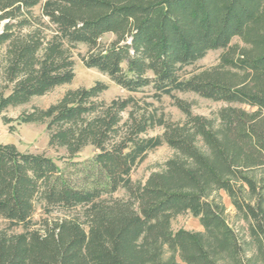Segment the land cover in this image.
<instances>
[{
  "label": "trees",
  "instance_id": "trees-1",
  "mask_svg": "<svg viewBox=\"0 0 264 264\" xmlns=\"http://www.w3.org/2000/svg\"><path fill=\"white\" fill-rule=\"evenodd\" d=\"M78 44L86 67L126 91L151 87L156 98H174L185 120L139 115L131 96L98 100L107 88L100 81L19 115L45 124L48 146L63 148L67 164L0 143V218L23 229L0 230V264H178L163 257L164 245L186 264H245L220 190L247 221L264 264V0H0L1 73L10 84L0 115L70 82ZM215 49L224 51L216 67L181 76ZM173 91L227 105L211 120ZM154 124L162 134L142 137ZM162 143L173 156L144 183L133 181L131 170ZM86 146L93 154L74 161ZM120 189L126 197H113ZM37 208L45 216L34 221ZM183 213L203 230L173 232L171 220Z\"/></svg>",
  "mask_w": 264,
  "mask_h": 264
},
{
  "label": "rangeland",
  "instance_id": "rangeland-1",
  "mask_svg": "<svg viewBox=\"0 0 264 264\" xmlns=\"http://www.w3.org/2000/svg\"><path fill=\"white\" fill-rule=\"evenodd\" d=\"M40 5H36L32 9V13L35 15H39ZM46 21V19H43ZM50 30L48 28L45 29V33L47 35L50 34ZM113 38V34H105L101 37V41L103 43H109ZM232 44H237L238 46L244 47V43L238 38L234 37L231 40ZM5 51V46L0 47V92L5 95L10 90V84L6 83L3 73H1L2 66V56ZM86 51V46L84 44H78L74 47L70 48V54L73 60V71L74 77L70 82L66 84H61L54 86L51 91L43 94L32 97L28 102L23 105L8 107L5 111L2 112L1 115L5 117H10L13 120L4 124L1 115H0V143H13L16 148H18L21 152L27 151L32 153L43 152L46 156L50 157L60 168L65 167L66 159L65 150L63 148H52L47 144L48 134L45 131V124L42 122L38 123H20L17 120V117L21 115L23 112H30L34 109L38 108H47L52 105L55 101L61 98L67 90L70 89H78L82 87H90L93 86L94 83L100 81L107 85V88L103 90L98 96V100H103L105 102L112 101L113 98H127V96H131L137 101L138 107L140 109L136 112L137 114L144 113L147 116H152L154 121L158 119V117H163L165 120L170 121H184L185 115L180 109L175 105L174 98H171L167 95H160L159 97H154V91L151 87H144L142 90L131 92L126 91L121 86L117 85L113 81L109 79V77L100 72L99 70H95L93 68L86 67L80 56L82 53ZM223 49H215L207 51V54L202 57L200 60L194 62L191 65H187L180 74L182 77L188 76L191 72H199L203 69H212L216 67L219 63V58L223 53ZM227 69L229 67H226ZM230 69V68H229ZM173 96L176 98H180L190 104V110L195 115L205 116L211 120L217 119L218 109L226 106L227 103L222 100H212L206 97H201L198 94L187 91H173ZM131 109L128 107L124 112H122L123 120H126L128 117V110ZM164 128L162 125L154 124L152 127L147 129L141 136H158L162 134ZM93 154L92 146H86L73 160L74 161H82L84 158H89ZM174 150H172L166 143H162L158 147L150 150L144 157V160L137 164L130 172L131 178L135 182L144 183L146 178L152 172H159L163 166L164 162L173 156ZM73 170L71 171V176H74ZM220 201H222L224 205V216L226 218L229 226L235 231V233L240 238L243 245V260L245 264H262L259 259V255L257 252V246L253 243V241L249 238V233L247 230V221L241 218V216L237 215L231 201L227 197L226 193L223 190H220L218 193ZM113 197H121L125 198L126 193L123 189L118 190L113 194ZM59 212H52L50 215L46 216L49 218H54ZM45 215L42 214L41 210L37 208L33 215V220L38 221L41 217ZM38 227V225H36ZM178 229H184L187 231H199L201 232L203 229L199 223L197 217L190 215L189 213L178 214L171 220V230L173 232ZM0 230L5 231L7 234L19 233L22 232L23 229L20 226H15L10 228L9 223L0 218ZM163 257L168 258L171 255H174L175 261L178 264H186L183 262L178 252L173 253L166 245L163 246ZM225 264H229L226 263Z\"/></svg>",
  "mask_w": 264,
  "mask_h": 264
}]
</instances>
